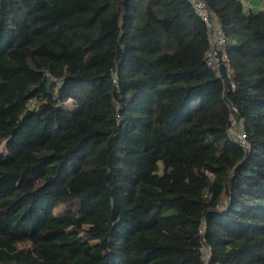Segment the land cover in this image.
<instances>
[{"label": "trees", "instance_id": "trees-1", "mask_svg": "<svg viewBox=\"0 0 264 264\" xmlns=\"http://www.w3.org/2000/svg\"><path fill=\"white\" fill-rule=\"evenodd\" d=\"M203 1L229 88L192 0H0V264H264V0Z\"/></svg>", "mask_w": 264, "mask_h": 264}, {"label": "built area", "instance_id": "built-area-1", "mask_svg": "<svg viewBox=\"0 0 264 264\" xmlns=\"http://www.w3.org/2000/svg\"><path fill=\"white\" fill-rule=\"evenodd\" d=\"M192 7L195 15L200 18L206 27L208 38V50L205 55L206 63L218 73L219 77H221L219 73V65L221 62H223L225 66L227 64L226 57L223 54L225 37L218 25L217 18L207 9L203 0H192ZM230 131H232V129H230ZM204 259L207 260V254L205 250Z\"/></svg>", "mask_w": 264, "mask_h": 264}, {"label": "water", "instance_id": "water-1", "mask_svg": "<svg viewBox=\"0 0 264 264\" xmlns=\"http://www.w3.org/2000/svg\"><path fill=\"white\" fill-rule=\"evenodd\" d=\"M219 73H220V76L226 81V86L229 88V82H228L229 78L227 74V69L223 62H221L219 65Z\"/></svg>", "mask_w": 264, "mask_h": 264}, {"label": "rangeland", "instance_id": "rangeland-1", "mask_svg": "<svg viewBox=\"0 0 264 264\" xmlns=\"http://www.w3.org/2000/svg\"><path fill=\"white\" fill-rule=\"evenodd\" d=\"M248 5L249 6L252 5L249 8H252L254 10L261 8V2L259 0H249ZM231 132L234 133L236 136L238 135V130H236V129H234Z\"/></svg>", "mask_w": 264, "mask_h": 264}, {"label": "crops", "instance_id": "crops-1", "mask_svg": "<svg viewBox=\"0 0 264 264\" xmlns=\"http://www.w3.org/2000/svg\"><path fill=\"white\" fill-rule=\"evenodd\" d=\"M244 1V5H246L248 8L250 7V6H252V5H248V2H249V0H243Z\"/></svg>", "mask_w": 264, "mask_h": 264}]
</instances>
